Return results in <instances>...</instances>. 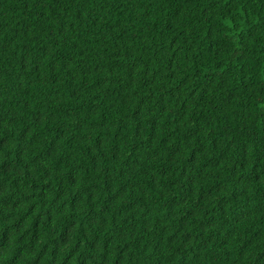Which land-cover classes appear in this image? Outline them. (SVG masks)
Segmentation results:
<instances>
[{
  "label": "trees",
  "instance_id": "1",
  "mask_svg": "<svg viewBox=\"0 0 264 264\" xmlns=\"http://www.w3.org/2000/svg\"><path fill=\"white\" fill-rule=\"evenodd\" d=\"M0 264H264V0H0Z\"/></svg>",
  "mask_w": 264,
  "mask_h": 264
}]
</instances>
